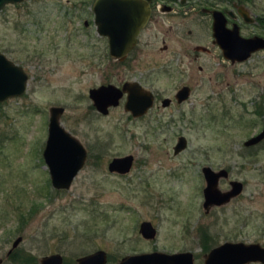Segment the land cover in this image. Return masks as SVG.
<instances>
[{
	"label": "rangeland",
	"instance_id": "rangeland-1",
	"mask_svg": "<svg viewBox=\"0 0 264 264\" xmlns=\"http://www.w3.org/2000/svg\"><path fill=\"white\" fill-rule=\"evenodd\" d=\"M92 1L23 0L0 10V52L29 76L23 95L0 102L1 264H41L54 253L77 264L97 250L106 252V264L153 251H190L195 264H204L206 245L264 246V141L244 145L264 127V49L234 64L205 57L199 84L182 107L158 102L138 119L121 106L102 115L90 107L88 89L112 72L132 78L150 71L143 81L162 95L175 90L179 77L166 81L159 72L163 27L154 25L144 35L156 47L154 58L131 68L97 59L107 42L95 32ZM247 7L264 19V0ZM241 33L264 35V22L245 23ZM51 106L64 107L62 126L88 152L67 190L54 189L42 158ZM181 135L187 147L175 155ZM127 154L134 156L129 173L108 171L113 157ZM203 166L229 171L220 190L239 180L243 192L205 212ZM143 220L156 227L155 238L138 233Z\"/></svg>",
	"mask_w": 264,
	"mask_h": 264
},
{
	"label": "water",
	"instance_id": "water-1",
	"mask_svg": "<svg viewBox=\"0 0 264 264\" xmlns=\"http://www.w3.org/2000/svg\"><path fill=\"white\" fill-rule=\"evenodd\" d=\"M23 0H0V10L6 4L19 3ZM240 8L238 13L246 23L254 22ZM94 20L98 32L108 38L109 51L114 57L129 51L136 42V35L144 26L149 15V9L142 0H97L93 7ZM219 12H214L213 37L221 48L225 59L231 63L246 61L253 53L264 49V37L254 35L244 37L235 23L227 28ZM28 74L24 69L8 59L0 52V102L8 98L19 97L26 91ZM123 91L128 94L124 110L133 116H141L150 109L152 95L143 91L139 85H125L118 89L112 85L100 86L89 91L97 110L108 113V105H116ZM182 96V97H180ZM187 96V89L177 93L178 100ZM165 102V101H164ZM163 102V103H164ZM64 109L61 106L49 108L47 138L42 150V158L48 168L50 183L55 189L67 190L77 173L84 165L87 151L83 144L61 124L60 117ZM264 139V128L251 136L244 145L246 147L260 143ZM186 147V138L180 136L174 146V153ZM131 154L114 157L109 165L110 171L127 173L132 167ZM206 185L203 189V208L208 212L212 206H221L240 195L244 184L239 180L230 181V189L222 191L218 188L220 178L228 177L226 169L213 170L209 166L202 167ZM140 232L147 239L155 236V230L148 221L142 222ZM21 237H17L12 247H16ZM12 249L8 251L10 253ZM204 264H264V246L258 242L225 241L212 247L204 254ZM107 254L97 250L77 258V264H106ZM2 259L0 258V264ZM41 264H63L58 253L41 258ZM119 264H195L194 254L190 251L165 253L153 251L124 256Z\"/></svg>",
	"mask_w": 264,
	"mask_h": 264
},
{
	"label": "flooded vegetation",
	"instance_id": "flooded-vegetation-1",
	"mask_svg": "<svg viewBox=\"0 0 264 264\" xmlns=\"http://www.w3.org/2000/svg\"><path fill=\"white\" fill-rule=\"evenodd\" d=\"M96 1L97 0H93L90 4V9L93 15L95 32L97 33V36L101 41L105 39L107 42V53L98 55L97 59L101 61L106 58L110 60L112 63H115L116 65H119L121 67L131 68L130 67L131 64H137L144 61L143 59H147L148 55L150 59L154 58L155 55L152 50L156 51V47L152 44V42L149 39H144V35L146 33L145 31L152 28V25H154L155 27H160V28L163 27L162 28L163 38L161 44L158 46V51L160 52L158 59L160 62L159 72L167 79L166 81H168V79L170 80L171 78H174L173 77L174 75H177L179 77V80L176 82L177 85L175 87V90H173L170 95H162L161 93L155 92L154 90L150 89L144 83L143 79L146 78L149 79L150 71H148L149 73L146 75L145 74L143 75V73L142 74L139 73L138 77H132V78H124L123 76H118L117 73L112 72L107 77L108 79L106 81L104 82L102 81L99 85L88 89V97L91 100L90 107H94V109L102 115H107L109 113L110 108L112 107L121 106L124 108L128 93L126 91H123L122 96L118 100V103L116 105H108V113L103 114L97 110L96 107L98 106H96L94 100L90 97L89 91L91 89L98 88L100 86L112 85L121 90L125 85L137 84L140 86V88L143 91H148L152 95V105L150 106L151 108L158 107L157 105L158 102L160 103L161 107H182L183 104L186 103L188 99L191 97L193 90L199 84V72H202L206 66L205 63L200 64V62L202 61L203 63L205 57H211L213 60L214 59L219 60V58L222 57L224 61H228L229 63H231L230 60L224 58L221 48L214 40L213 37V22L215 17L214 12H219L220 14H222L221 18L224 19L227 28H231L232 25L236 23L239 26V32L242 36L244 35L241 33V30L245 27L246 22L243 20L242 16L238 13L240 8L244 7L248 17L253 19V21L256 22L260 27H262L264 22V19L261 15L255 16L247 7V5H250L251 1L242 3L241 0H142L149 9V15L147 21L144 24V26L140 28L138 34L136 35V42L132 46V48L129 51L125 52L124 54H121L118 57H114L110 54L109 51L108 38L106 36L101 35L98 32L97 24L95 23L94 20L93 7ZM85 25H88L87 21L85 22ZM182 27H184L185 29V34L183 35L180 32ZM200 29L202 30L201 33L199 31ZM254 35L264 37V35H260V34H253L248 36L246 35L244 37H251ZM114 79H116V81ZM184 89H187V96L184 99L178 100L177 93L180 90H184ZM150 109H148L147 112L141 116H133L131 112H127V111L126 112L129 114L130 118L138 119L145 116L150 111ZM179 137L180 136L177 137V140ZM177 140L174 146L176 145ZM263 141L264 139L260 143H262ZM260 143L254 146H257ZM174 146H173V153H174ZM186 147H187V139H186ZM186 147L184 149H186ZM183 150L174 154L177 155L181 153ZM87 157H88V152L86 155L84 165L86 163ZM95 157L99 158V154H96ZM116 157H120V156H116ZM110 161L107 164V169ZM133 163H134V156L132 160V167H133ZM84 165L82 166V168L84 167ZM108 171L124 175V173H119L117 171H110L109 169ZM228 176H229V171H228ZM227 178L228 177L223 179H227ZM230 181L232 180H229V189H230ZM55 190L59 191L64 189H55ZM145 221L148 220H143L140 222L138 227V233H140V235L144 239H147L140 232V228H141L140 226L142 222ZM150 223L155 230V236H156L157 229L152 224V222ZM18 237H21L20 240L21 242L22 236H18ZM147 240H151V239H147ZM64 262L65 261L62 258V263L67 264L66 262L65 263Z\"/></svg>",
	"mask_w": 264,
	"mask_h": 264
},
{
	"label": "trees",
	"instance_id": "trees-1",
	"mask_svg": "<svg viewBox=\"0 0 264 264\" xmlns=\"http://www.w3.org/2000/svg\"><path fill=\"white\" fill-rule=\"evenodd\" d=\"M241 1H242V3H245V2H250L252 0H241ZM255 112L258 113V114L263 113V111H260V108L259 107L256 108V111ZM211 246L210 245H206L205 248H204V252L208 251L211 248Z\"/></svg>",
	"mask_w": 264,
	"mask_h": 264
}]
</instances>
